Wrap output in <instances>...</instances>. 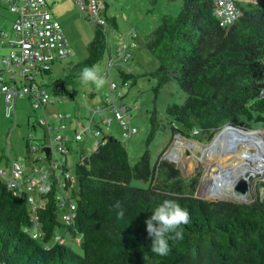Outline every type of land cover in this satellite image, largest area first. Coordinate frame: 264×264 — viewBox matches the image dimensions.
I'll return each instance as SVG.
<instances>
[{
	"label": "trees",
	"instance_id": "1",
	"mask_svg": "<svg viewBox=\"0 0 264 264\" xmlns=\"http://www.w3.org/2000/svg\"><path fill=\"white\" fill-rule=\"evenodd\" d=\"M235 4L240 14L225 26L215 15L216 0H184L176 15L164 14L148 35L146 48L157 60L150 73L156 79L155 96L170 82H177L186 94L183 103L166 108L173 135L211 140L224 126L252 132L253 122H264V0ZM107 6L87 57L69 66L66 79L103 60L109 48L105 27L118 28ZM52 65L40 68V75H52ZM118 70L123 83L136 82L137 74ZM150 121L147 146L165 128L156 109ZM39 150L44 166L28 178L39 175L40 184L29 187V180L27 186L39 190L38 203L24 186H13L0 175V264H264V195L250 201L198 197V179L187 181L174 162L163 158L165 150L152 163L147 148L131 164L126 144L112 134L81 153L71 172L65 152L52 167ZM0 154L3 159L4 152ZM179 162L186 165L182 158ZM133 180L144 185H134ZM164 200L187 209L190 222L182 226L183 240L170 241V252L160 256L151 252L145 220ZM117 201L123 219L113 207ZM71 206L74 216L68 222L64 215Z\"/></svg>",
	"mask_w": 264,
	"mask_h": 264
},
{
	"label": "rangeland",
	"instance_id": "2",
	"mask_svg": "<svg viewBox=\"0 0 264 264\" xmlns=\"http://www.w3.org/2000/svg\"><path fill=\"white\" fill-rule=\"evenodd\" d=\"M62 1H66L65 7H61V5L58 6ZM100 1L103 6L105 3L108 4L106 7V13L108 16L115 17L118 28H113L112 24L106 25L105 29L107 31L109 48L106 51L103 60L96 66H98L100 74L102 75L105 73V59L108 55L110 54L114 57L117 55L121 56V58L115 62L111 70L113 77L111 81L114 82L117 87L109 89L110 79L108 78H105L106 82L100 89H97L94 84L84 85L79 78L80 76L66 79V75L69 72V66L81 62L87 57L88 46L94 37L96 26V22L88 16L87 11L74 0H59L51 5L54 18L55 16L57 17L56 19L59 18L62 25H66L67 30L71 35L70 42L74 53L65 59L57 58V61L53 64L52 75H44L36 78L37 83L38 81L39 84L42 82L43 86L41 88L47 90L48 93H54L57 85L62 83L66 88L70 85H74L78 90V92L75 90L77 94H75L74 97L70 95L62 97V99L65 100V105L58 102H55V104L52 105L53 102H48L54 110L56 109L57 112H61V114L63 113V115H65L63 120L64 123L68 125L66 132L70 138L68 140V145L70 147V152L68 154L69 168L72 170V167L78 162L80 157L79 144L82 141L76 138L75 133L76 129L82 128L79 119H81V121L86 120V118L91 115L93 106L104 105L102 104L104 102L106 104V94H111L112 92L115 93L123 89L122 100L130 106L131 125L137 128V132L130 136H124L122 127L120 126L119 121L115 118L112 119L110 125H106L105 122H102L101 124L104 132H111L118 140L126 144L131 164L136 163L147 148L150 151L152 163H154L159 154L165 150L164 155L167 154L165 159L174 162L187 181L195 177L198 179L194 193L196 196L212 200L224 199L243 201L238 198H206L203 196V190L208 181L210 171H219L218 176L220 178L218 180L224 187L227 186L228 183H231V181L236 184L240 179L235 175V172L239 170V168L236 166L235 171H232V169L239 159L240 151L244 147L242 145H236L225 154L221 143H218L217 146L213 145L216 136L228 126L222 127L211 140L199 141L196 139H188L180 134L176 137V135H173L171 132L170 123L173 121L170 116L166 114V108L170 103H183L186 99V94L177 82L165 84L156 96L153 91V88L156 86V79L150 75V73L157 68V60L147 50L145 43L148 35L151 34V32L161 23L162 16L164 14L176 15L180 11L184 0H157L156 2H152L151 0ZM131 31L134 32L136 37L129 38V41H134L135 47L126 50L125 45L127 43V37ZM120 48H124L128 53V56L126 57L127 62L122 59V54L119 52ZM60 61L63 63H59ZM116 64H121V70L132 71L137 74L136 82L132 85H124L117 68L119 66ZM91 91L95 93L93 96L90 95ZM83 92L85 97H82ZM120 94L122 93L119 92L118 95ZM66 99L72 101L67 102ZM121 101L118 102L122 103ZM155 109L158 112L159 123L165 125V128L159 129L150 144L147 146L146 141L151 128L150 117ZM40 112L41 110L36 112V109L27 99H19L17 107L19 127L13 126V121L9 118H5V115L0 113V146L4 145L6 134L9 130L12 127H18L11 133L10 140L14 146V149H11V154L19 160L23 166H26L27 178L29 175L31 176V174H33L31 171L32 164L35 163L40 167L41 162L38 160L40 155L39 149L41 148L40 145L46 144L47 141L44 137L43 129L38 126L36 140L34 141L37 151H31V156L33 158L35 157L36 161L29 160V151L26 149V138H24L27 137L29 133L27 115L31 114L33 124L37 122L38 117L40 116L39 114H41ZM107 116L114 117L113 114L109 112ZM93 124L92 129H94ZM251 126L252 132L264 139V122H253ZM82 138L89 149L93 138L86 133L82 134ZM177 140L184 142L185 145L187 144L186 146H182L184 144L180 143V146L182 147L181 149L178 147L180 150L178 154L174 149V144ZM172 150L176 155L172 153ZM181 158L186 162V165L179 162ZM204 177H206V179L202 185ZM36 178H39V175L36 176ZM221 179L224 180V182H222ZM132 183L134 185H144L143 182L137 180H133ZM28 185L29 180L22 183L25 192L32 196L33 202L36 204L40 199L39 190L37 188H28ZM248 186L251 195L246 201H250L252 196L253 198L256 195L262 197L264 195V172H262V174L254 175L250 180L248 179ZM66 238L70 241L68 235H66ZM74 248L79 250L78 246H75Z\"/></svg>",
	"mask_w": 264,
	"mask_h": 264
},
{
	"label": "built area",
	"instance_id": "3",
	"mask_svg": "<svg viewBox=\"0 0 264 264\" xmlns=\"http://www.w3.org/2000/svg\"><path fill=\"white\" fill-rule=\"evenodd\" d=\"M84 10L87 11L88 16L91 17L96 23H104L105 19L102 15L104 6L100 0H74ZM0 4H4L6 9L13 15V38L9 40L12 52L5 57L4 62L6 65H17L21 69L22 77L24 80L23 87H17L16 85H9L3 83L2 76L0 75V92L6 94V100L8 102L18 97H23L26 93L31 92V101L34 107L43 106L51 100L50 94L44 90H36L35 76L39 73L40 68L43 66L48 67L49 64H53L56 58H65L71 52L70 42L65 35V32L60 22L54 18L53 14L48 9V0H0ZM240 11L235 4V0H216L215 15L220 20V23L225 26L231 25L239 16ZM122 49L120 48L121 52ZM111 62L108 61L106 69L109 68ZM116 88V84L112 82L110 89ZM58 90H62L59 85ZM261 96L264 97V88L261 90ZM109 101V100H108ZM110 112L114 117L105 119L106 124H110L112 119L115 118L119 121L122 127L124 136H130L137 132V128L131 125V113L130 106L125 103H116L113 101L110 103ZM10 113L12 110V104L9 105ZM97 111L101 110V105H96ZM56 118H62L63 114L54 113ZM39 124H44L47 119H38ZM87 127L81 131L76 132V138H82V132H85ZM197 132V130H195ZM99 131L96 135H99ZM176 137H178L176 135ZM48 145L52 146L51 163L52 167H57L60 164V153L65 151L63 145V137L58 135L57 137L48 138ZM98 142H96L95 148ZM57 147V148H56ZM54 156V157H53ZM43 158V155L41 156ZM1 165V159H0ZM9 173L8 175L6 173ZM23 173L22 165L12 160V163L6 166H0V175L6 177V179L13 185L17 186V177ZM33 182V181H32ZM33 187V186H29ZM71 211L64 215V219L68 222L71 217L74 216Z\"/></svg>",
	"mask_w": 264,
	"mask_h": 264
},
{
	"label": "crops",
	"instance_id": "4",
	"mask_svg": "<svg viewBox=\"0 0 264 264\" xmlns=\"http://www.w3.org/2000/svg\"><path fill=\"white\" fill-rule=\"evenodd\" d=\"M56 1H59V0H48V9H50L52 14H53V12L51 10V8H52L51 5L53 3L55 4ZM59 5H61V7H65L66 1H62L60 4H58V6ZM55 18H57V17L55 16ZM57 20L60 22V24H61V26H62V28H63V30L65 32V35L67 36V38H68V40L70 42V36L71 35L68 32L66 25H62V23L59 20V18ZM12 21H13V15L6 9V6L4 4H0V71H2L0 73V75L2 76L3 83H8L11 86L16 85L17 87H23L24 86V80H23V77H22V73H21L20 67H18L17 65H8L7 66L6 63L4 62L5 57L8 56L13 50V48L11 47V45L9 43V40L12 39L13 36H14ZM131 37H133V38L136 37V35H134L133 31H131L130 34L128 35V37H127V41H126L127 43L125 45L126 50L128 48L133 49L135 47V42L134 41H129V38H131ZM122 39H126V38H122ZM70 46H71V49H72L71 42H70ZM121 49H122V51H121L122 59H124L125 62H127L126 57L128 56V53L124 50V48H121ZM73 53L74 52L72 50V52L69 55H72ZM69 55L67 57H69ZM67 57H65V58H67ZM65 58H61V59H65ZM120 58H121V56H119V55L114 57V56L109 54L108 57L105 59V62H106L105 63V68H104V72L105 73L102 74V76L104 78L110 79L109 89H110V84L112 83L111 80L113 79L111 70H112L113 65L115 64V62L118 59H120ZM56 61H57V59L54 61V63ZM108 61H110L111 64H110L109 68L106 69V65H107ZM59 63H63V62L60 61ZM116 65L119 66L117 68L121 67V64H116ZM52 68H53V65H52ZM42 76H44V75H40V73H38L35 76V80H36L37 77L39 78V77H42ZM33 85H36V90L38 91L39 90V89H37L38 85L41 88L43 86V83L41 82V84H39V81H38V85H37V80H36ZM61 85H62V90L61 91H58L57 88H55L54 93H50L51 94V101L50 102H53L52 105L55 104V102H58V103H61V104L65 105L64 104L65 100H63L62 97L63 96H67V95H70V96L74 97V95L77 94L75 92V90L78 92V90L76 89V87L74 85H70L68 88H66L63 83ZM124 85H129V84L124 83ZM116 87H117V85H116ZM41 90H42V88H41ZM119 92H121L122 94L118 95ZM123 92H124V90L121 89V91L119 90L118 92H115V93L112 92L111 94H106V104L105 105H101V110L100 111H97L95 109V106H93L92 113H91V115L88 116V118H86V120L81 121V119H79L80 122H81L82 128L81 129H76L75 133L81 131L84 127L85 128L87 127L86 131L83 132V133H86V134H88L89 136H91L93 138L92 144H91L89 149H88V146L86 145L85 141H83V138L80 139V141H82L79 144V151H80L79 153L80 154L81 153H88V152L92 151L95 148L96 142L101 141V139H102V137L104 135L112 134L111 132H104L101 123L105 122L104 121L105 119H110L111 118L110 116H107L108 112L111 113L109 105L113 101H115L116 103H119L118 101L122 100ZM94 94L95 93L93 91H91L90 95L93 96ZM31 97H32V93L28 92L23 97L16 98L14 100V102H12V101L8 102L6 100V94L4 92H0V113L5 115V118H9L11 121H13V126H18V122H19L18 113H17L18 100L19 99L20 100L21 99H27L32 104ZM82 97H85L84 92L82 93ZM66 101L67 102H71L72 100L66 99ZM121 102H124V101L122 100ZM11 104H12V110H11V113H10L9 112L10 111L9 105H11ZM34 108L36 109V112L38 110H41V112H40L41 114H39L40 116L38 117V119H40V118L47 119V122H45L44 124H39V121L37 120L36 123L32 124V119H31L32 116H31V114L27 115V123H28V127H29V133H28L27 137H24V138H26L25 139L26 140V149H27V151H29V160H33L35 162V157L33 158L31 156L32 155L31 150H33V147L35 146L34 141L36 140V136H37L36 135V131H37L38 126H40L43 129V133L48 135L47 136L48 138H49V136L57 137L58 135H61L63 137V145H64V148H65V151H64L65 155L63 157L65 159L67 167L69 168V166H68V161H69L68 154L70 152V147L68 145V140L70 138L68 137L67 132H66L67 128H68V125H66L64 123V120H63L65 118V115H63L62 118L54 117L53 116L54 113H61V112H57L56 109L54 110L49 103H47V104H45L43 106H38V107H34ZM92 124L94 126V129H92ZM18 127H16V128H18ZM16 128L12 127L9 130V132L6 134V141H5L4 145L0 146V153L4 152V157H3V159L1 158V164H5V165L7 163L9 164L10 159H16L11 154V149H14V146L12 145L11 140H10L11 139V133ZM100 130L102 131V133L99 134V135H96L97 132L100 131ZM47 141H48V139H47ZM41 156H42V154L39 155V159H42ZM43 166H44L43 164L42 165L40 164V167H38V165H36L35 163L32 164L31 171H32V173L34 172V176H35V174L37 175V174L41 173L40 170H41V168ZM69 172H71L70 168H69ZM26 176H27V174H26V166H23L22 175L17 177V182L21 186H22V183L27 182L28 180L31 181V185L32 186H36V185L40 184L36 177H34L35 180H33L32 178H30V177L27 178Z\"/></svg>",
	"mask_w": 264,
	"mask_h": 264
},
{
	"label": "bare ground",
	"instance_id": "5",
	"mask_svg": "<svg viewBox=\"0 0 264 264\" xmlns=\"http://www.w3.org/2000/svg\"><path fill=\"white\" fill-rule=\"evenodd\" d=\"M180 143L184 144V142H180L179 140L174 144V149L177 151V154L180 151L178 147L181 149L182 146L187 145L184 144L180 146ZM218 143H221L225 154L236 145H242L244 147L240 151L239 159L232 169V171H235L236 166L239 168V170L236 169V177L243 178L246 172L251 173L253 176L264 172V139L259 137L256 133L239 128L233 129L231 127H225L216 136L213 145L217 146ZM172 153L176 155L173 150ZM218 173L219 171H210L208 181L203 190L204 197L227 199L238 198L243 201H246L250 197V191L246 194H240L228 186H222L218 180L220 178ZM222 182H224V180H222Z\"/></svg>",
	"mask_w": 264,
	"mask_h": 264
},
{
	"label": "clouds",
	"instance_id": "6",
	"mask_svg": "<svg viewBox=\"0 0 264 264\" xmlns=\"http://www.w3.org/2000/svg\"><path fill=\"white\" fill-rule=\"evenodd\" d=\"M79 78L84 85L94 84L97 89L102 88L106 82L96 65L84 67ZM113 207L118 209L117 217L123 219L125 213L120 202L117 201ZM151 213L145 220L146 231L151 239V252L166 256L171 250L170 241L183 240L182 226L190 222L189 212L174 200H164Z\"/></svg>",
	"mask_w": 264,
	"mask_h": 264
},
{
	"label": "water",
	"instance_id": "7",
	"mask_svg": "<svg viewBox=\"0 0 264 264\" xmlns=\"http://www.w3.org/2000/svg\"><path fill=\"white\" fill-rule=\"evenodd\" d=\"M228 127H231L233 129H237V128L233 127V126H228ZM176 135L179 136V134H176ZM45 139L46 140L48 139L47 136L45 137ZM40 146H41L42 150L44 151V154H45L46 158L48 160H51V157H52L51 156V153H52V149L51 148H52V146L48 145L47 141H46V144L40 145ZM165 157H167V154L164 155V158ZM247 178L250 180V179L253 178V175L251 173H249V172H246L245 176L243 178L241 177L236 182V184L232 181V183H228L227 186L232 188V189H234L236 192H238L240 194H244V193L246 194L247 192H249V186H248V179ZM253 199L254 198L252 196L251 200H253Z\"/></svg>",
	"mask_w": 264,
	"mask_h": 264
}]
</instances>
